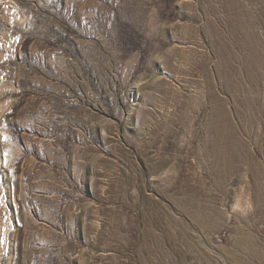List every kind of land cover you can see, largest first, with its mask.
Instances as JSON below:
<instances>
[{
  "label": "rangeland",
  "instance_id": "rangeland-1",
  "mask_svg": "<svg viewBox=\"0 0 264 264\" xmlns=\"http://www.w3.org/2000/svg\"><path fill=\"white\" fill-rule=\"evenodd\" d=\"M0 220V264H264V0H0Z\"/></svg>",
  "mask_w": 264,
  "mask_h": 264
},
{
  "label": "bare ground",
  "instance_id": "bare-ground-1",
  "mask_svg": "<svg viewBox=\"0 0 264 264\" xmlns=\"http://www.w3.org/2000/svg\"><path fill=\"white\" fill-rule=\"evenodd\" d=\"M13 6H14L13 2H8V3L5 4V8L7 10H12ZM5 227H6V221L5 220H0V248H1V245L4 243V228Z\"/></svg>",
  "mask_w": 264,
  "mask_h": 264
}]
</instances>
